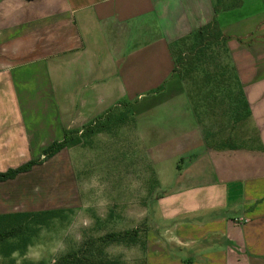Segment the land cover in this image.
<instances>
[{
  "label": "crops",
  "instance_id": "obj_1",
  "mask_svg": "<svg viewBox=\"0 0 264 264\" xmlns=\"http://www.w3.org/2000/svg\"><path fill=\"white\" fill-rule=\"evenodd\" d=\"M220 1L0 0V173L129 103L145 264H264V0ZM213 18L251 113L233 149L205 144L170 51ZM73 148L0 181V216L70 209Z\"/></svg>",
  "mask_w": 264,
  "mask_h": 264
},
{
  "label": "trees",
  "instance_id": "obj_2",
  "mask_svg": "<svg viewBox=\"0 0 264 264\" xmlns=\"http://www.w3.org/2000/svg\"><path fill=\"white\" fill-rule=\"evenodd\" d=\"M220 3L217 0L215 13L220 10ZM226 39L217 20L213 18L196 32L170 45L175 71L183 82L205 144L216 150L235 148L232 144L234 133L251 116L226 47ZM129 112L130 104L122 102L81 130H64L61 141L53 142L45 148L38 159L0 173V181L11 180L20 173L28 172L33 166L43 164L65 148L85 146L98 135L113 134V131L116 133L118 129H124L129 123ZM217 124H225L227 132L223 133L216 128ZM64 212L48 210L1 215L0 257L8 259L7 264H15L12 255H23L38 230L53 219L63 216ZM147 231L148 226L143 222L134 228L87 238L76 249L60 255L52 264H122L120 258H112L106 252V248L112 245L126 248L140 245L141 264H145ZM23 264L44 263L28 261Z\"/></svg>",
  "mask_w": 264,
  "mask_h": 264
},
{
  "label": "rangeland",
  "instance_id": "obj_3",
  "mask_svg": "<svg viewBox=\"0 0 264 264\" xmlns=\"http://www.w3.org/2000/svg\"><path fill=\"white\" fill-rule=\"evenodd\" d=\"M225 126L217 124L216 128L226 133ZM124 131L118 129L113 134H101L85 146L73 148L76 202L63 216L41 227L23 255H12L15 264L28 261L52 264L87 238L134 228L145 222L147 208L149 212L154 209L153 197L148 195L147 174L145 178L143 173L136 171L140 165L135 164L134 168L128 161L129 157L138 158L139 153H135L136 148L128 147V140H122ZM106 252L112 258H120L122 264L142 262L140 245L129 248L112 245ZM7 263L8 259L0 257V264Z\"/></svg>",
  "mask_w": 264,
  "mask_h": 264
}]
</instances>
